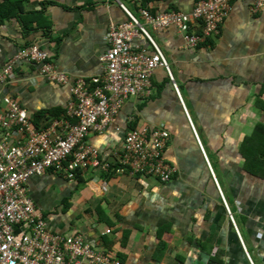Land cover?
I'll use <instances>...</instances> for the list:
<instances>
[{
	"label": "crops",
	"instance_id": "crops-1",
	"mask_svg": "<svg viewBox=\"0 0 264 264\" xmlns=\"http://www.w3.org/2000/svg\"><path fill=\"white\" fill-rule=\"evenodd\" d=\"M197 1L29 0L26 11L34 14L28 33L21 19L0 24V68L36 43L70 83L50 82L35 63L18 62L0 93V109L2 95L12 94L33 120L42 114L37 127L46 128L66 115L75 78L103 72L105 36L111 25L128 20L120 2L140 17L141 6L154 14H191ZM253 2L234 0L219 35L195 48L186 46L178 27L156 29L140 17L169 61L178 90L158 67L149 97L131 96L106 132L89 134L87 142L108 172L90 169L69 180L65 172L49 171L31 178L30 197L53 232L83 236L95 250L133 264H264V181L244 171L240 154L244 137L264 125V4L253 11ZM136 41L153 52L144 36ZM144 126L169 131L164 159L176 173L167 184L132 176L122 163L125 134ZM200 153L206 157L201 165Z\"/></svg>",
	"mask_w": 264,
	"mask_h": 264
},
{
	"label": "built area",
	"instance_id": "built-area-1",
	"mask_svg": "<svg viewBox=\"0 0 264 264\" xmlns=\"http://www.w3.org/2000/svg\"><path fill=\"white\" fill-rule=\"evenodd\" d=\"M234 0H198L191 14L172 10L152 13L139 9L145 24L154 28L178 27L186 46L195 48L219 35ZM264 0H254L258 11ZM128 20L113 24L105 38L108 48L102 56L103 72L74 79L66 115L46 128H39L12 94L2 95L0 109V264H133L95 250L83 236L53 232L30 197L29 181L49 171L65 172L69 180L86 170L108 172L99 152L87 142L89 134H103L114 124L131 96L149 97L152 75L158 67L172 72L163 50L140 17L120 2ZM198 29V30H197ZM144 36L152 47L136 41ZM49 52L36 43L28 45L0 68V93L12 80L14 66L21 61L35 63L39 73L56 84H69L67 73L58 71ZM173 85L178 90L173 79ZM169 140L165 127L131 130L123 142L124 166L131 175L145 174L163 184L171 182L176 169L166 163L164 150ZM123 173V170H117ZM224 204L218 182L214 177ZM228 209V208H227ZM229 218L234 223L231 213ZM109 234V231L104 233Z\"/></svg>",
	"mask_w": 264,
	"mask_h": 264
},
{
	"label": "trees",
	"instance_id": "trees-1",
	"mask_svg": "<svg viewBox=\"0 0 264 264\" xmlns=\"http://www.w3.org/2000/svg\"><path fill=\"white\" fill-rule=\"evenodd\" d=\"M28 1L0 0V24L13 18L21 19L25 32L28 33L33 27L32 24L30 25V20L32 19L31 15L34 14V11H26ZM42 116V114H39L35 118L34 124L36 126L40 125L39 121L42 120ZM240 154L243 159L244 171L250 176L264 181V125L262 123H257L252 132L241 141ZM78 173L77 177L81 174ZM201 248L204 249L203 244H201Z\"/></svg>",
	"mask_w": 264,
	"mask_h": 264
},
{
	"label": "rangeland",
	"instance_id": "rangeland-1",
	"mask_svg": "<svg viewBox=\"0 0 264 264\" xmlns=\"http://www.w3.org/2000/svg\"><path fill=\"white\" fill-rule=\"evenodd\" d=\"M197 129H198L199 135L201 136V138H202V140H203V142H204V144H205V147H206V149H207V152H208V154H209V158L211 159V162H212V165H213V167H214V169H215V172H216L217 176H218L219 179H220V175H219V174H221V170H220V168H218V166H217V164H216L218 161H217V159H215V156H213V155L210 153V150H209L208 147H207V141H206V139H205L203 129L200 128V127H198ZM198 158H199V159H198ZM197 159H198L200 165L203 164V161L206 160L205 156L203 155V157H202L201 153H200V155H197ZM207 170H208V169H207ZM210 172H212L211 169H210ZM210 177H211V179H212L211 174H210ZM212 180H213V179H212ZM213 183H214V182H213ZM228 211H229V210H228ZM229 212H230V211H229ZM228 215H229V214H228Z\"/></svg>",
	"mask_w": 264,
	"mask_h": 264
},
{
	"label": "clouds",
	"instance_id": "clouds-1",
	"mask_svg": "<svg viewBox=\"0 0 264 264\" xmlns=\"http://www.w3.org/2000/svg\"><path fill=\"white\" fill-rule=\"evenodd\" d=\"M197 136V134H196ZM198 137V136H197ZM206 158V157H205ZM207 162V161H206ZM208 167L211 168V166L207 163ZM212 169V168H211ZM212 174L214 175L213 171H212ZM215 176V175H214ZM217 180V179H216ZM218 182V181H217ZM214 184L217 186L216 182H215V179H214ZM219 185V183H218ZM220 187V186H219ZM218 188V187H217ZM219 190V189H218ZM220 193V192H219Z\"/></svg>",
	"mask_w": 264,
	"mask_h": 264
}]
</instances>
